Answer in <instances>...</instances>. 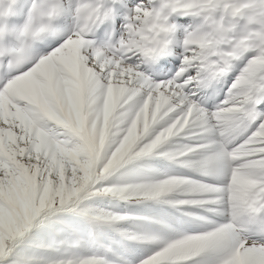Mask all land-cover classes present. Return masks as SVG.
I'll return each instance as SVG.
<instances>
[{
    "label": "snow or ice",
    "instance_id": "6c2138e0",
    "mask_svg": "<svg viewBox=\"0 0 264 264\" xmlns=\"http://www.w3.org/2000/svg\"><path fill=\"white\" fill-rule=\"evenodd\" d=\"M0 264H264V0H0Z\"/></svg>",
    "mask_w": 264,
    "mask_h": 264
}]
</instances>
